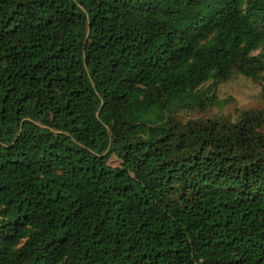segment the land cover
Segmentation results:
<instances>
[{
    "label": "trees",
    "instance_id": "trees-1",
    "mask_svg": "<svg viewBox=\"0 0 264 264\" xmlns=\"http://www.w3.org/2000/svg\"><path fill=\"white\" fill-rule=\"evenodd\" d=\"M263 73L264 0H0V264H264V107L178 118Z\"/></svg>",
    "mask_w": 264,
    "mask_h": 264
},
{
    "label": "rangeland",
    "instance_id": "rangeland-1",
    "mask_svg": "<svg viewBox=\"0 0 264 264\" xmlns=\"http://www.w3.org/2000/svg\"><path fill=\"white\" fill-rule=\"evenodd\" d=\"M198 92L205 93L207 97L214 94L216 100L205 110L197 107L193 110L179 112L178 118L181 121L215 118L235 121L242 111L264 107V73L263 82L261 83L239 75L228 81L221 82L216 87L211 82H208ZM224 100H228L229 103L222 105L221 103ZM109 163L113 167L120 165L115 156H112Z\"/></svg>",
    "mask_w": 264,
    "mask_h": 264
}]
</instances>
